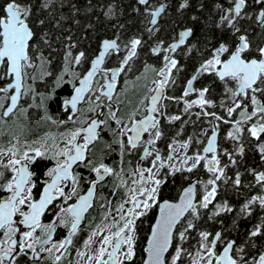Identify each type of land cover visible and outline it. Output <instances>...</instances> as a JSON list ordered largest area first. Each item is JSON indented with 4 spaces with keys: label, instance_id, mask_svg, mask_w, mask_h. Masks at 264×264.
<instances>
[{
    "label": "snow or ice",
    "instance_id": "6c2138e0",
    "mask_svg": "<svg viewBox=\"0 0 264 264\" xmlns=\"http://www.w3.org/2000/svg\"><path fill=\"white\" fill-rule=\"evenodd\" d=\"M136 3L143 7V12L139 7L134 8L141 17V31L137 35L127 40L119 35L114 39H104L98 54L90 61L84 51L73 56L71 48L75 45H69L64 69L55 81L56 87L71 85L72 93L63 101L65 110L71 112L68 117L70 121L75 123L73 116L83 112L79 107L82 103L97 117L107 113L108 118L81 121V127L63 134V147L56 143L54 137H49L38 142V146L26 144L22 149L17 139L7 149L0 148V169L11 174L6 179L4 171L0 170V192L8 194L6 198L0 197V233L3 235L0 238V264H18V256L27 257L29 253L39 260L41 253L51 256L53 250L57 253L67 251L72 238L80 230L85 213L93 207L97 185L106 176L117 175L113 168L102 161L94 164L91 158L95 143L109 129V120L115 122L116 128L112 130V135L117 138L115 142L121 154L125 151L129 154L140 152L141 160H150V166L138 167L132 173L136 177L132 187L122 181L129 195L116 209L119 219L113 217L110 224L98 227L88 237L85 248L89 251L78 253L84 264H131L136 257V222L156 207L159 215L147 239L144 264H183L182 258L185 256L191 258V264H264V243L257 244L258 238L264 240V217L251 228L242 243L227 239L223 231L213 233L200 230L199 224L206 213L207 218L212 220L235 210L228 200H217L221 189L229 181L234 192L242 186L250 191L256 189L255 194L250 195L240 207V216L250 217L257 207L264 209V171L250 169L254 183L249 185H242L239 172L234 177L227 175L229 165L237 166L236 157L243 158L245 155V127L249 137L257 141L256 150L264 161V140L261 139L264 137V46H254L247 29L242 25L244 20L253 21L264 31V0H227V7L224 4L217 5L220 15L216 28L231 32L236 42L222 41L211 49L206 47L208 55L187 80L186 88L179 98L165 94L169 85L176 83L174 71H181L182 66L176 54L183 50V55H191L195 49L204 56V52L190 43L194 35L192 28L180 31L178 38L166 45L157 39L150 52L157 56L163 53V66L152 69L157 75L153 81V94L146 98L148 102L144 105L143 113L138 110L125 121L119 118L113 107L120 95L118 78L131 70V62L147 43L145 36L148 39L157 37L160 18L167 7L163 2L157 6L153 0H136ZM253 5L258 6L255 18L249 12ZM49 6L48 3L44 4V7ZM186 7L187 0H184L180 8ZM31 15L32 6L24 0H5L0 5V82L4 84L0 86V122L3 123L17 110L27 111L21 103L25 98L33 101L37 96L45 98L34 87L37 69L42 77L52 75L45 68L51 61L43 53L34 55L35 33L30 26ZM105 15H115L114 9L109 7ZM68 57H72L70 62ZM113 58L118 60V66L109 68L107 62ZM86 61L90 66L83 73L71 69L72 64L82 65ZM145 70H148L147 67ZM206 74L214 76L222 84L223 98L219 104L209 98V87H194L195 82ZM65 76L71 79L65 80ZM192 94L197 98L185 99ZM165 99L177 102L183 100V112L189 116L193 114L191 109L198 107L200 111L194 113L197 119L201 115L211 118L208 121L211 134L209 129H202L198 135L189 136L184 141L173 139L168 145V154L164 155L158 147L164 136L161 119L166 118L169 123L182 120L180 115L167 116V105L163 104ZM217 107L223 109L225 115L209 111ZM237 110L240 119L232 121L230 118L237 114ZM138 115L141 118H137ZM221 122L232 125L227 132V138L233 141L231 152L219 148ZM201 136L206 139H201ZM49 140H52L51 144ZM194 144L204 146L193 147ZM190 148L191 155L188 153ZM222 155L228 158V164L221 163ZM5 157H8L7 163L4 162ZM37 158H48L55 162L45 173L47 179L42 183L38 198L34 193L37 188L35 173L30 171ZM202 165L209 174L207 179L191 181L182 189L176 201L162 198L161 188L167 183L169 175L192 173ZM80 167L95 174L86 194H80L82 177L76 171ZM164 169L168 171L161 175ZM58 200L66 206H61L49 223H43L42 218ZM126 204L130 206L126 208ZM110 215L111 211L104 219L107 220ZM60 225L68 228L67 237L53 242V234ZM194 230L198 234L197 247L194 252H190L185 244L191 239ZM98 236L100 240L97 243L95 238ZM93 244L95 248H92ZM54 259L59 264L61 255H56Z\"/></svg>",
    "mask_w": 264,
    "mask_h": 264
},
{
    "label": "flooded vegetation",
    "instance_id": "af4514ba",
    "mask_svg": "<svg viewBox=\"0 0 264 264\" xmlns=\"http://www.w3.org/2000/svg\"><path fill=\"white\" fill-rule=\"evenodd\" d=\"M158 5L159 3L157 4V6ZM145 38H147V36H145ZM104 39H101L97 44V51L95 55L98 54L101 43ZM155 42L156 41H154L151 45H148V43H146V45L139 50V56L137 58H134V60L131 62V70L136 69V75L134 77H126V72L130 71L128 70L125 73H122L121 76L118 78L117 89L120 95L113 107L114 110L117 111L119 118L125 121L130 115H132V113L137 112L138 110L139 112L143 113L144 105L148 102L146 98L150 97L153 94V81L157 79V75L156 72L152 69H160L163 66V62L161 59L163 53H161L160 56H157L153 55L150 52V48L155 46ZM68 50L69 49H66L62 53L57 51L54 57H50L47 53L42 51H34V55L38 56L40 53H43L44 56L51 61L50 64L45 65L46 70L52 72L51 76L42 77L39 69H37L35 72L37 78L34 82V87L36 91L42 94V96L45 98L42 99L41 96H37L35 101L30 98H25L24 100H22L21 103L22 106L27 109L26 112L17 110L15 115L6 118V123L0 122V148L7 149L12 144H15L17 139L19 140V146L22 149L26 144L31 146H38V142L49 137H54L56 143L63 147V143L61 142L63 134L70 130H74L76 128L81 127V121L88 118H108L107 113H105V116L103 117H97L95 113H91L88 111V106L86 104L82 103L81 105H79V107L83 109V112L77 113L76 116H73V120H75V123L68 119L71 112L70 110H65L63 101L70 97V94L72 93L71 85L63 84L60 87H56L55 84L57 76L62 73L64 69L66 63L65 58ZM71 51L73 56L79 53L76 50V47L71 48ZM95 55L89 57L88 60L90 61L91 59H93ZM121 55H123V53H121ZM176 58L180 60V64L182 67L186 66L187 74L189 73V70L193 68H195L196 70V68L199 66L196 65V63L194 66L189 65L190 55H183V50H180L176 54ZM203 58L204 57H202L201 61L203 60ZM71 60L72 57H68V61L70 62ZM89 66V63L86 61L82 65L72 64L71 69L77 71L78 73H83L85 69L89 68ZM107 66L109 68L118 66V60L116 58H113L111 61L107 62ZM146 67L148 69L147 71L145 70ZM182 67L179 73H176L175 71L173 73L176 82L178 80H181L182 78L180 76L183 70ZM195 70L187 77V80L191 77ZM69 79H71V77L65 76V80ZM186 84L183 91L186 88ZM0 86H4L3 82H0ZM172 86L173 85H169V87L166 89V96L172 97L169 94V90H173ZM194 87H196L197 89L201 88L199 80L195 82ZM202 87H206V85ZM140 92H143L140 98H133L132 94L138 95ZM191 96H193L192 99L197 98L195 94H192ZM185 99L189 100L188 97H186ZM172 101L175 100L165 99L163 101V104L167 105V116H184L183 111L182 113L172 111L174 106L172 104ZM216 102L217 104H219L220 100ZM191 110L200 111L198 107H194ZM251 110V107H249V111ZM209 111H215L219 115H225L224 110L220 107H217L215 109H209ZM0 112H2V110H0ZM238 113L239 110H237V114H234L230 119L232 121L240 119ZM77 117H79V119H77ZM137 118H141V116L138 115ZM180 121H174L169 123L166 118L161 119V128L164 132V136L159 141L158 147L164 155L168 154V145L173 141V138L177 136V133L183 135L185 139L189 137V131L185 129L183 125L179 126ZM115 128V122L109 120V129L106 130L103 133L102 138L95 143L94 147L92 148L91 158L94 164L102 161L107 166L113 168L117 175L106 176L104 180L97 185V188L95 190L96 194L93 201V207L90 208L87 213H85L84 222L80 225V230L72 238V244L68 246L66 252L62 250L60 253H57L55 252V250H53L51 256H49L47 253H41V257L39 260L34 259L31 256V253H29L27 257L20 255L17 258L18 264H56L54 259L56 255H61V260L59 264H84V261L81 259L78 253L80 251H89V249L85 248V242L88 240V237L98 227H104L105 224H110L113 217L119 219L116 209L120 203H122L128 198L129 195L127 192V188L122 186V181H125L128 187H132V181L133 179H136V177L133 176L132 173L138 167H149L150 160L142 161V154L140 152H132L131 154H129L128 151H125L122 155L119 145L115 142L117 138L112 135V130H114ZM228 131L230 130H219L218 145L220 149H227L231 152L233 150V141L227 138ZM210 134L211 131L209 130V135ZM243 135L246 138L245 155L243 156V158L236 157L238 160V164L235 167L229 165L227 169V175L230 177H234V175L239 172L241 173L242 185H249L254 183V177L249 173V170L255 169L256 171H264V161L261 160V157L258 151L256 150L257 141L254 138L249 137L246 127ZM164 137H166V139H164ZM261 139L264 140V137H262ZM51 143L52 140H49V144ZM203 146L204 145H202L200 148H202ZM188 153L190 155V149L188 150ZM7 159L8 157L4 158L5 163H7ZM54 163L55 162L53 160L48 158H37L36 162L30 167V171H33L35 173L37 188L34 190V193L37 198L40 194L43 181L47 179L45 173L47 169L54 166ZM221 163L228 164V158L222 155ZM0 170L4 171L6 179L10 178L11 174L7 170ZM76 171H78L82 177L80 180V194H86L87 190L91 185V182L95 179V174L92 173L89 169H85L83 167L77 168ZM167 171V169L162 170L161 175H164V173ZM194 171H196L197 176L192 180H205L208 178L209 174L205 171L203 165ZM189 174L190 173L184 172L176 173L174 176L169 175L167 177V183H165L161 188L162 198L171 201H176L182 189L191 181L188 180L187 183L183 182L185 177H188V179H190ZM179 180H181L179 185H184L181 186L177 196L174 198L172 196L173 194H169V192L167 193L166 190L169 186L177 184ZM255 192L256 189L250 191L245 186H242L238 191L234 192L231 188V182L229 181V184L221 189V193L220 195H218L217 200L229 199L230 204L235 209L230 214L233 216H238L240 207L243 205L245 200L250 195L255 194ZM7 195V193L0 192V197L6 198ZM72 202H74V200L69 201V203ZM61 206L66 205H62V202L58 200L52 206L51 210L46 213L45 216L42 218V222L49 223L53 218H55V215L56 213H58L59 208ZM129 206L130 205L127 204L125 205L126 208ZM109 211H111V215L108 216L107 220H105L104 217ZM157 215L158 207L153 208L146 216L141 217L139 220H137V238L135 250L138 245L139 234L143 232L149 234L151 232V228L157 218ZM261 217H264V209H260L258 207L255 209V211L250 217H245L250 223L249 230H251L254 225L259 223ZM67 233L68 228L63 227L62 225L58 226L53 234V242H59L60 240L65 239L67 237ZM37 234H40L39 230ZM0 238H3L2 233H0ZM95 239L98 243L100 237L98 236ZM50 246L51 245H49V247ZM95 247L96 245L93 244L92 248Z\"/></svg>",
    "mask_w": 264,
    "mask_h": 264
},
{
    "label": "trees",
    "instance_id": "16d2710c",
    "mask_svg": "<svg viewBox=\"0 0 264 264\" xmlns=\"http://www.w3.org/2000/svg\"><path fill=\"white\" fill-rule=\"evenodd\" d=\"M165 2L167 5L165 13L160 18V32L157 37L153 39L145 38L148 45L153 44L157 39L166 44L173 42L178 38V33L184 29L192 28L194 35L190 38V43L204 52V56L200 55L195 49L192 51L189 59V65H199L202 57L208 55L205 48L211 49L217 46L222 41L235 43L236 37L231 32L222 31L216 28V22L219 18L218 4H224L227 7V0H187V7L180 8L184 0H153L154 4ZM32 6V15L30 16L31 27L35 33L33 40V48L35 51H42L47 53L50 57H54L56 52L62 53L64 50L69 49L68 46L74 44L78 52L84 51L89 58L95 55L97 51V44L101 39L109 38L114 39L119 35L122 39L137 35L141 31L140 19L141 17L134 11V8L139 7L143 12V7L136 3V0H24ZM5 0H0V5L4 4ZM48 3L49 7H44ZM112 7L115 15L107 16L105 13L108 8ZM258 10L257 5H253L249 12L255 18ZM195 17V19H193ZM40 21H44L43 24ZM121 25L123 27H121ZM242 25L247 29V34L254 46H264V31L258 25L249 20L242 21ZM47 41V42H46ZM204 59V58H203ZM188 61V60H187ZM181 80H178L173 86V90H169L172 97H181L185 87L187 77L195 70H189L186 73V66L182 67ZM188 70V69H187ZM136 69L126 72V77H134ZM200 87L206 85L210 90V99L221 101L223 98V87L220 81L214 76L204 75L199 79ZM143 92L138 95L132 94L133 98H140ZM193 96L188 99L192 100ZM174 112H181L184 108L183 101H172ZM192 115L184 113L179 126H182L189 131L188 136L198 135L202 128L209 129L208 121L211 118L201 116L197 119L194 113L198 110H191ZM234 120V119H233ZM231 124L220 123V131L231 130ZM177 137V138H176ZM205 139L204 137H200ZM166 139V137H164ZM173 139L184 141L186 140L183 135L175 136ZM202 145L193 147H201ZM192 148H190V155ZM196 171L189 174L190 179L196 178ZM182 180V178H181ZM171 185L167 188L166 192L173 194L175 198L182 185ZM220 199L218 201H223ZM227 200V199H226ZM229 203L230 200L228 199ZM211 207V206H210ZM208 214L199 222L200 230H208L210 232L223 231L227 239L237 240L242 243L250 231V223L245 216H233L230 213L224 214L221 217L209 220ZM222 221V222H221ZM235 221V222H234ZM148 233H140L138 245L136 247V257L131 264H142L146 252L144 251ZM198 234L194 230L191 239L185 244L190 252H194L197 247ZM264 240L257 239V244L263 243ZM183 264H191L190 257H183Z\"/></svg>",
    "mask_w": 264,
    "mask_h": 264
},
{
    "label": "water",
    "instance_id": "95a60500",
    "mask_svg": "<svg viewBox=\"0 0 264 264\" xmlns=\"http://www.w3.org/2000/svg\"><path fill=\"white\" fill-rule=\"evenodd\" d=\"M191 181H193V180H191ZM191 181H190V182H191ZM190 182H189V183H190ZM189 183H188V184H189ZM188 184H187L185 187H187ZM181 192H182V191H181ZM180 194H181V193H180ZM179 196H180V195H179ZM178 198H179V197H178ZM177 200H178V199H177ZM158 215H159V212H158ZM158 215H157V218H158ZM157 218H156V219H157ZM84 219H85V218H84ZM83 222H84V220L81 222V224H82ZM154 223H155V222H154ZM150 234H151V232L149 233L148 238L150 237ZM148 238H147V239H148ZM146 246H147V241H146L145 248H146ZM146 258H147V255L145 254V258H144V260H146ZM142 264H144V261H143Z\"/></svg>",
    "mask_w": 264,
    "mask_h": 264
}]
</instances>
